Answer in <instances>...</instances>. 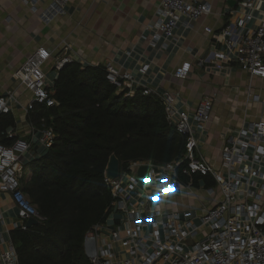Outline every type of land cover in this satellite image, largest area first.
<instances>
[{
  "label": "built area",
  "instance_id": "built-area-1",
  "mask_svg": "<svg viewBox=\"0 0 264 264\" xmlns=\"http://www.w3.org/2000/svg\"><path fill=\"white\" fill-rule=\"evenodd\" d=\"M45 24L66 14L69 0H21ZM157 3V21L151 45L174 37L182 25L193 28L194 23L214 12L209 1L153 0ZM235 17L228 20L221 30L222 48L212 52L214 60L206 59L221 67L234 63L251 76L264 78V0H240L234 10ZM258 24L252 28L251 20ZM205 32L213 34L212 27ZM66 45L61 55L44 46L37 48L16 71L20 85L32 93L25 107L27 113L36 103L53 106V86L47 80V68L58 75L67 64L74 61ZM149 65L140 72L146 74ZM191 62H183L174 72L176 78L185 80L191 72ZM49 69V70H50ZM106 79L126 96H133L142 88L145 95H154L164 105L168 123L186 137L185 154L181 160L160 163L138 160L121 169L111 184L113 200L104 221L94 224L85 234L84 252L91 264H264V119L249 122L228 137L221 149L220 158L225 171L217 169L203 155L196 131L204 129L211 120L212 100L205 99L193 110H179L175 96L158 92L137 81L129 71H122L113 64L104 67ZM57 77V76H56ZM14 95L7 92L0 96V115L11 112ZM259 100L260 95L253 94ZM9 138L16 137L14 130L7 131ZM31 140L18 138L12 145L0 142V192L10 196L18 221L12 228H5L4 240L1 227L0 264H20L12 240L13 229L27 230V221L34 218L43 222L42 216L23 190L22 174L24 156L33 144L46 149L53 145L56 134L51 127L37 129ZM146 167L142 176L138 173ZM196 175L210 177L213 185L196 187ZM183 177L189 179L183 181ZM205 192L206 200L199 203L205 211L169 210L166 208L171 194L178 191ZM0 225L6 218L0 211Z\"/></svg>",
  "mask_w": 264,
  "mask_h": 264
},
{
  "label": "crops",
  "instance_id": "crops-1",
  "mask_svg": "<svg viewBox=\"0 0 264 264\" xmlns=\"http://www.w3.org/2000/svg\"><path fill=\"white\" fill-rule=\"evenodd\" d=\"M209 1L214 12L194 23L193 28L182 25L174 37L151 45V26L157 21V3L153 0H69L66 14L45 24L29 6L21 0H0V96L11 92L13 124L7 131L14 130L18 137L31 140L35 126L29 122L25 107L32 93L20 85L16 71L40 46L47 47L53 55H61L66 45L69 53L82 65L105 66L113 64L122 71H129L143 86L158 92H170L175 96L179 110L195 109L205 99L212 100L211 120L204 129L196 131L201 151L217 169L225 171L220 158L222 147L230 135L249 122L264 119V78L251 76L234 63H224L217 67L211 61L201 60L222 48L221 30L228 20L235 17L234 10L240 0H192ZM49 0H43L44 8ZM257 20H251L254 28ZM212 27L213 34L205 32ZM191 62L188 78L180 80L174 72L183 62ZM47 68V80L54 85L57 74ZM149 65L146 74L140 69ZM50 69V70H49ZM260 95L259 100L252 99ZM42 147L33 144L30 153L24 156V164L33 160ZM264 170V167H263ZM32 171L23 168L22 177L31 178ZM202 195L194 191H178L171 194L166 206L169 210L199 209ZM0 211L6 218L2 231L12 228L18 221L10 196L0 192ZM14 230V229H13ZM4 240L7 233H2ZM0 248L5 247L1 243Z\"/></svg>",
  "mask_w": 264,
  "mask_h": 264
},
{
  "label": "trees",
  "instance_id": "trees-1",
  "mask_svg": "<svg viewBox=\"0 0 264 264\" xmlns=\"http://www.w3.org/2000/svg\"><path fill=\"white\" fill-rule=\"evenodd\" d=\"M104 67L67 64L54 79L57 104L36 103L28 113L36 129L51 127L56 138L23 166L32 171L29 180L22 179L23 190L46 220L12 230L20 264H91L83 241L110 213L113 197L104 172L112 153L121 169L138 160L178 161L185 154L186 137L168 123L160 99L142 88L126 96L106 79ZM12 124L9 113L0 115L5 145L19 138L7 135ZM194 184L214 181L196 175Z\"/></svg>",
  "mask_w": 264,
  "mask_h": 264
},
{
  "label": "water",
  "instance_id": "water-1",
  "mask_svg": "<svg viewBox=\"0 0 264 264\" xmlns=\"http://www.w3.org/2000/svg\"><path fill=\"white\" fill-rule=\"evenodd\" d=\"M235 0H232L233 5L235 4ZM146 170V167H143L142 169H140L138 175L142 176L144 174ZM120 172V161L119 158L117 157V155L115 153H112L109 157L107 166L105 168V178L109 181H113L114 179H116L119 175ZM37 223V220L34 218H30L27 221V225L28 226H32L34 224Z\"/></svg>",
  "mask_w": 264,
  "mask_h": 264
},
{
  "label": "rangeland",
  "instance_id": "rangeland-1",
  "mask_svg": "<svg viewBox=\"0 0 264 264\" xmlns=\"http://www.w3.org/2000/svg\"><path fill=\"white\" fill-rule=\"evenodd\" d=\"M200 193L202 195V200H206L207 201V197L205 196V192L203 190H200ZM200 209V208H199ZM201 213V212H200Z\"/></svg>",
  "mask_w": 264,
  "mask_h": 264
}]
</instances>
